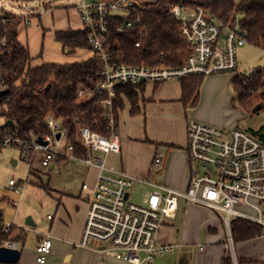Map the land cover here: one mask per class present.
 Here are the masks:
<instances>
[{
    "label": "built area",
    "instance_id": "built-area-1",
    "mask_svg": "<svg viewBox=\"0 0 264 264\" xmlns=\"http://www.w3.org/2000/svg\"><path fill=\"white\" fill-rule=\"evenodd\" d=\"M157 1L82 0L77 6L83 29L89 34L91 50L101 62L95 88L92 91L82 88L79 95L84 98L104 95L99 102L105 131L76 121L78 137L87 151L85 155L76 153L69 129L53 115L46 117L52 133L40 136L45 143L39 142V137L22 139L11 130L0 129V151L13 145L19 147L30 162L41 151L42 163L46 166L55 160L71 158L96 168V187L89 188L88 183H84L91 195L82 238L77 246H90L91 242L97 241L105 244L104 249L115 250L118 257L134 264H151L157 256L173 248V244L160 242L158 233L166 219L175 218L180 197L218 213L228 228L230 239L231 224L236 218L258 222L264 232L262 211L253 201H264V139L254 131L219 127L190 118L187 123L191 165L188 187L179 190L156 184L142 204L130 199L136 177L107 164L109 153L121 151L120 119L114 101L119 84L160 83L191 74L236 72L238 49L247 43V32L238 21L226 23L203 6L173 3L169 12L181 22L182 33L191 46L185 63H168L163 51L159 53L156 65L116 62L109 48L114 20H123L114 28L117 33H124L127 28L143 24L139 7ZM58 132L60 137H57ZM162 158L163 154H158L154 166H160ZM10 184L15 190L22 188L15 179H11ZM244 208L255 209L257 213L250 214ZM0 225L4 234L10 233L12 223L4 222L1 212ZM52 244L50 234L40 238L36 246L39 263L46 262ZM1 245L15 248L18 242L4 239Z\"/></svg>",
    "mask_w": 264,
    "mask_h": 264
},
{
    "label": "crops",
    "instance_id": "crops-1",
    "mask_svg": "<svg viewBox=\"0 0 264 264\" xmlns=\"http://www.w3.org/2000/svg\"><path fill=\"white\" fill-rule=\"evenodd\" d=\"M54 11H57V22L52 17ZM27 19L29 23H26L24 19L19 25L18 38L28 45L37 63H69L94 55L92 50L77 49L76 55L66 56L62 43L55 38L56 30L68 27L82 28L77 7H66L65 9L51 5L44 12L38 11ZM59 48L63 49L61 53H59ZM236 75H238L236 72H218L206 75L200 89L199 102L194 107L184 105L182 85L179 79L160 83L146 82L144 89L139 94L135 110L128 99L125 100L124 108L120 110L121 151L116 153L118 161H115L113 165L146 183L150 192L156 184L162 183L179 190H185L190 180V160L187 150L188 120L195 118L226 128L234 126L237 116L233 109V101L237 95L231 84L233 86V79ZM158 154H163V158L161 165L156 167L154 159ZM12 161L17 163L16 159H12ZM154 171H158L159 175L156 176L158 180L152 179ZM91 175V180L84 183H88L89 188H95L97 185L96 168ZM10 180L8 185L0 184V212L2 220L11 222L12 228L9 234H4L2 232L3 224L0 225V245L2 240L12 239L18 242L17 248L20 249L21 244L25 245L24 241L28 232L38 233L37 229L40 228L34 212H29L27 219L32 224H27L21 211L15 209L20 203L19 198L23 196V187L19 191L13 189ZM16 182L18 184L17 180ZM87 190L89 194L88 197L86 196L87 200L84 199L86 202L91 195L90 190ZM64 200L72 201L68 197H65ZM81 205L82 213H80V209L77 212L80 215L77 225L72 223L71 217L67 218V223H63L55 220V216L48 213L49 231L38 233L36 237V245L40 238L46 234H50L52 238V249L45 263L37 261L36 249L33 250L35 256L33 259H23V252L20 249L21 256L16 263L1 261L0 263L134 264L118 257L115 250L104 249L105 244L97 241L91 242L90 246H77L82 237L88 202L81 201ZM211 210L206 206L189 202L186 198L180 197L175 218L166 219L158 233L160 242L174 246L167 253L157 256L151 264H226L224 262L226 257H230L233 264H264V249L253 250L264 244L262 241L264 232L262 231L260 235L253 238L236 242L239 248L238 252L236 251L237 255L233 247L231 251L225 238L211 241L214 232H218L216 219L219 216L214 210H212L213 212ZM219 218L217 221L222 222L230 240L228 228L222 217L219 216ZM22 232L25 233L24 236L20 235ZM207 239L209 242L206 244L198 242Z\"/></svg>",
    "mask_w": 264,
    "mask_h": 264
},
{
    "label": "trees",
    "instance_id": "trees-1",
    "mask_svg": "<svg viewBox=\"0 0 264 264\" xmlns=\"http://www.w3.org/2000/svg\"><path fill=\"white\" fill-rule=\"evenodd\" d=\"M173 3L203 6L226 23L235 24L238 21L247 32V41H264V0H158L138 8L142 25L137 24L125 29L124 33H117L114 27L121 25L123 20H114L109 42L113 59L118 63L156 65L159 53L163 51L168 63L184 64L191 46L182 33L181 22L169 12ZM22 19V15L0 6V92L10 89L8 94L0 97V129L11 130L22 139L34 140L52 133L46 117L53 115L69 129V138L75 145L76 153L83 156L87 151L78 137L76 121L105 131L99 102L104 95L95 94L89 98L79 95L82 88L90 91L95 88L101 62L96 55H92L70 63H37L28 45L18 38ZM55 38L67 53L92 48L88 31L83 26L81 29L68 27L56 30ZM205 77L204 74H191L179 79L186 107L198 104ZM145 83L117 86L114 101L118 117L126 99L130 100L135 110ZM233 85L238 101L247 112H253L258 103H262L261 110H264V69L255 70L244 78L236 75ZM6 121L13 124L2 127ZM254 133L264 139V125ZM45 187L50 188L47 184ZM261 232L260 223L244 218H236L231 224L234 242L253 238ZM224 262L233 264L230 257H226Z\"/></svg>",
    "mask_w": 264,
    "mask_h": 264
},
{
    "label": "rangeland",
    "instance_id": "rangeland-1",
    "mask_svg": "<svg viewBox=\"0 0 264 264\" xmlns=\"http://www.w3.org/2000/svg\"><path fill=\"white\" fill-rule=\"evenodd\" d=\"M81 2L82 0H0V6L2 8L10 9L11 12L22 15V22L25 19V22L29 23V20L27 19L29 16H32L38 11L44 12L45 9L51 5L53 7L66 9V7H77ZM52 17H54V21L57 22V11H54ZM238 18H240V16H238ZM30 48H32V46H30ZM61 51H63V49L59 48V53H61ZM64 55L72 56L76 55V53H67L64 51ZM238 62L239 68L236 71V74L241 75L242 78L251 75L255 70L264 69V41L259 43L247 41L245 45L240 46L238 49ZM231 87L233 89L234 85L232 86L231 84ZM233 90L235 91V89ZM233 109H235L237 121L231 128L240 127L256 131L264 125V110L249 113L241 106L237 97L233 101ZM42 156L43 154L40 151L33 162H30L24 158L21 149L13 145H8L0 151V184L6 183L5 185H8L9 180L14 178L18 181V185L23 187V196L22 198H19L20 203L15 209L21 211L22 217L25 218V222L27 216L30 214L29 212L35 213L40 228L37 229L39 234L42 232L47 233L49 231L50 220L47 218L48 213L53 214L55 220L63 223H67V218L69 219L71 217L72 223H76L77 225L80 220V215H78L77 212L80 209V213H82L81 201H84V203L88 202L84 199H86L89 191L83 187V183L90 181L92 178L91 174L95 171L94 167L85 164L80 160L71 158L55 160L46 166L42 163ZM12 159H16L17 163H13ZM115 161H118L116 153H109L107 155V164H115ZM189 170L191 174V165L189 166ZM158 175V171H154L152 179L158 180L156 177ZM45 184L49 185L50 188L47 189ZM149 192L150 189L148 188V185L137 179L131 188L130 199L134 203L142 204ZM65 197H68L72 201H65ZM253 201L259 204L262 211V217L264 218V201L258 202V200L255 199H253ZM244 209L250 214L257 213L255 209ZM217 219L216 226L218 232H214L211 241L214 242L221 238H225L228 241V246L231 251L233 247L235 252H238V243L234 242L232 239H228L222 222L217 221ZM38 233L29 231L28 236L24 241L25 245L21 244L20 249H22L23 252V259H33L35 257L33 250L36 249L37 246L36 237ZM24 234L25 233L22 232L20 235L24 236ZM262 241H264V238H262ZM198 242L206 244L209 240H200ZM263 249L264 244L255 247L253 250L260 251ZM237 252L236 254L238 255Z\"/></svg>",
    "mask_w": 264,
    "mask_h": 264
},
{
    "label": "water",
    "instance_id": "water-1",
    "mask_svg": "<svg viewBox=\"0 0 264 264\" xmlns=\"http://www.w3.org/2000/svg\"><path fill=\"white\" fill-rule=\"evenodd\" d=\"M10 92V89L7 88L5 90H2L0 92V97L3 95H6ZM262 103H258L255 105L253 108V112H258L262 109ZM9 124H13L12 121H6L3 123L2 127H6ZM61 133H57V137H60ZM39 142L45 143L44 139L42 137H39L38 139ZM128 196V195H127ZM27 224H32L28 219L26 220ZM21 256V250L17 247H10V246H5V245H0V261L1 262H7V263H16Z\"/></svg>",
    "mask_w": 264,
    "mask_h": 264
}]
</instances>
